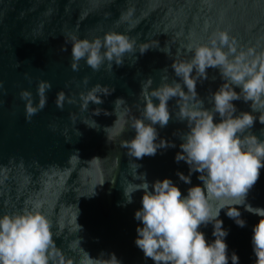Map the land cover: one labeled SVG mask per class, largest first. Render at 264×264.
<instances>
[{
    "label": "water",
    "instance_id": "obj_1",
    "mask_svg": "<svg viewBox=\"0 0 264 264\" xmlns=\"http://www.w3.org/2000/svg\"><path fill=\"white\" fill-rule=\"evenodd\" d=\"M225 29L235 38L238 51L264 52V0H0V214L21 210L30 200H43L54 223L65 224L57 245L67 255L79 259V249L72 251L68 245L80 236L82 247L92 257L115 252L123 264H153L151 259L145 261L134 243L140 223L134 215L143 193H135L134 202L125 205L122 185L139 182L135 179L138 163L142 165L138 171L146 172L149 181L171 178L183 194L201 181L199 173L192 175V185L176 175L177 171L187 175L189 167L175 161L179 136L187 131L175 115L179 112L175 98L169 102L173 119L159 131L177 147L161 149L137 162L121 147L135 133L120 113L128 110L129 122L140 117L141 81L152 77L153 87L163 77L172 82L173 60L190 59L186 46L206 42L214 32ZM110 30L135 39L136 51L126 54L125 63L114 65L111 72L106 65L94 71L83 60L79 71H74L70 38H92ZM144 44L151 48L141 55L139 48ZM64 47L68 50L63 51ZM208 73L209 79L197 85V99L210 107L209 93L224 81L218 69L209 68ZM41 80L52 85L47 105L29 121L20 92L29 90L38 104ZM97 85H107L109 91L115 88L100 105L88 100L90 94H102L103 89L93 92ZM59 92L65 94L63 109L56 105ZM119 97L126 103L116 109L114 101ZM234 103L239 111H251L242 100ZM96 111L101 114L95 116ZM262 129L264 125L257 121L253 131L264 139ZM77 150L79 156L69 162ZM94 191V197H81ZM248 202L264 207V169ZM77 205L78 223L83 226L79 234L74 221ZM241 210L246 227L236 225L223 210L220 218L230 229L229 251L238 253L240 264H254L252 228L260 217ZM202 230L207 239H214L211 225Z\"/></svg>",
    "mask_w": 264,
    "mask_h": 264
},
{
    "label": "clouds",
    "instance_id": "obj_2",
    "mask_svg": "<svg viewBox=\"0 0 264 264\" xmlns=\"http://www.w3.org/2000/svg\"><path fill=\"white\" fill-rule=\"evenodd\" d=\"M70 41L74 71H79L83 60L94 71L106 65L111 72L114 65L125 63L126 54L137 49L136 40L118 30L92 38L73 35ZM150 48L147 44L141 45L139 53L143 55ZM186 48L190 59L173 60L171 64L175 80L169 83L167 77H163L156 87H153L152 77L141 81L140 117L129 122L128 110L120 113L125 125L135 133L130 140L123 141L121 147L136 162L145 156L157 155L161 149L176 148V143L161 137L159 131L173 119L169 102L175 98L179 107L175 115L187 128L179 136L180 151L175 161H183L189 167L187 175L180 171L176 175L183 183L192 185V175L199 173L201 184L189 187L183 194L171 178L149 181L146 172L138 171L142 167L138 163L135 179L139 182L122 185L125 205L134 202L135 193H143L141 207L134 215L140 222L134 243L143 252L145 261L151 259L153 264H240L238 253L229 251L226 238L230 229L224 227L220 216L223 210L243 228L247 226L243 209L260 217L252 228L251 244L254 264H264V207H253L248 202V194L264 169V139L253 131L257 121L264 125V52L238 51L237 42L227 29L217 30L206 42L189 43ZM209 68L218 69L224 81L216 91L209 93L207 105L210 107L204 99H197V85L209 79ZM88 79L85 77L84 82ZM51 87L47 80L39 82L38 104L29 90L20 92L21 99L26 101V119L30 121L46 107ZM0 88H3L2 81ZM101 89L102 94H90L88 100L100 105L103 97L115 91L113 87L109 91L107 85H97L93 92L100 93ZM238 100L249 104L251 111H239L234 103ZM64 101L65 94L59 92L56 105L60 109ZM125 103V98L119 97L114 101V108L119 109ZM100 114L99 111L94 113L95 116ZM85 124L99 130L95 124ZM261 134L264 135V129ZM77 156L78 150L69 157V162ZM95 195L97 191L81 197ZM79 215L78 207L74 218L78 234L83 231L78 223ZM209 225L213 229V240L207 239L202 230ZM64 228L62 221L54 223L43 200H30L21 210L3 212L0 214V264H123L115 252H101L98 257H92L82 247L80 236L68 245L72 251L79 249V259L67 255L65 249L57 245Z\"/></svg>",
    "mask_w": 264,
    "mask_h": 264
}]
</instances>
